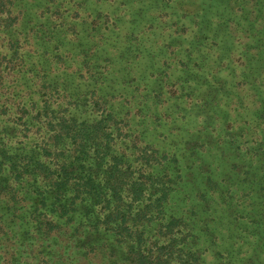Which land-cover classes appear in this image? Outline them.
<instances>
[{
    "label": "trees",
    "instance_id": "1",
    "mask_svg": "<svg viewBox=\"0 0 264 264\" xmlns=\"http://www.w3.org/2000/svg\"><path fill=\"white\" fill-rule=\"evenodd\" d=\"M253 13L230 0H0V264H264ZM238 191L263 209L233 204Z\"/></svg>",
    "mask_w": 264,
    "mask_h": 264
},
{
    "label": "rangeland",
    "instance_id": "2",
    "mask_svg": "<svg viewBox=\"0 0 264 264\" xmlns=\"http://www.w3.org/2000/svg\"><path fill=\"white\" fill-rule=\"evenodd\" d=\"M230 1L232 3H234V2H237V3L244 2V6H245V8L248 11L255 12V13H253V15H251V17H252V19L255 18L256 26L259 29H261L263 27V25H264V7H263L262 4L258 5L257 4L258 2L255 1V0H230ZM258 7H262V13L261 14L256 13L257 12L256 10L258 9ZM241 15H242L241 11L240 12L236 11L235 16L237 18H239ZM256 53H257V51H255V54ZM213 60H214V58H211L209 61L213 63ZM228 78L231 79V77H228ZM243 93H247V91H243L242 94ZM238 100H239V98L237 97L232 102L230 101L229 110H230L231 118H233V116H235V115H238L239 113H242V106L238 103ZM76 112H77V114H82V116H94V114L90 110H79V111H76ZM214 124H217V126H219V127H223L224 124H225V118H223L222 120L219 119V121H214ZM235 125L238 126V122L237 121L235 122ZM199 133L203 134L204 131H200ZM205 133L208 134L210 138H217L220 135L219 132H217L216 130H212V129L208 130ZM239 192H241V191H238V192L235 193L236 197H234L233 200H232L233 204H241L240 208L245 207V209H246L245 211H249L250 213H256V212L259 213L260 210L263 209L261 204L258 203V200L256 201L255 198H254V201L252 202L253 197H251V200H250V196H247L245 194V192H247V191H243L244 194H242V195ZM253 196H254V193H253ZM257 196H259V194H256V197ZM254 202H255V204H253ZM248 203L251 204V205H249ZM247 204H248V206H247ZM216 207L218 209H220V205H216ZM226 211H229V208H227ZM235 224H236V222H235ZM220 227H222V229H223V231H222L223 233L222 232L221 233L225 234L227 237H230L231 234H233V232H232L234 230L233 226L228 225V223H226L225 221L222 224H220ZM231 241H233V239H231ZM229 249H233V247L231 246V247H229Z\"/></svg>",
    "mask_w": 264,
    "mask_h": 264
}]
</instances>
